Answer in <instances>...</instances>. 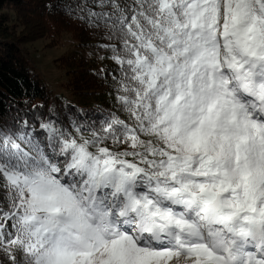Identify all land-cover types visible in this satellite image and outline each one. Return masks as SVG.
<instances>
[{
    "label": "snow or ice",
    "instance_id": "obj_1",
    "mask_svg": "<svg viewBox=\"0 0 264 264\" xmlns=\"http://www.w3.org/2000/svg\"><path fill=\"white\" fill-rule=\"evenodd\" d=\"M58 4L118 107L0 127V264H264V0Z\"/></svg>",
    "mask_w": 264,
    "mask_h": 264
},
{
    "label": "trees",
    "instance_id": "obj_2",
    "mask_svg": "<svg viewBox=\"0 0 264 264\" xmlns=\"http://www.w3.org/2000/svg\"><path fill=\"white\" fill-rule=\"evenodd\" d=\"M8 8L18 14L22 24L6 12ZM22 25L19 37L16 29ZM45 33L58 38L69 35L76 43L77 52L62 58L67 69L64 87L71 99L54 94L47 82L34 69L32 59L23 44L42 38ZM100 41L77 21L67 16L58 0H0V127L18 129L27 120L36 128V134L44 133L41 121L54 120L58 127L72 131L73 122L87 126L95 123L118 105L112 81L101 78L103 68L118 71L109 59L97 62L93 56H109L97 52ZM94 53L93 56L85 52ZM87 135V133H85Z\"/></svg>",
    "mask_w": 264,
    "mask_h": 264
},
{
    "label": "rangeland",
    "instance_id": "obj_3",
    "mask_svg": "<svg viewBox=\"0 0 264 264\" xmlns=\"http://www.w3.org/2000/svg\"><path fill=\"white\" fill-rule=\"evenodd\" d=\"M6 12L8 15H11L12 19L16 20V23L20 22L22 24L18 14L15 15L10 8H8ZM18 27H20V25ZM22 28L21 25L20 28L16 29L19 37H21L24 30ZM53 35L45 33L42 38L36 41H29V39L23 38L26 43L23 44L22 49L29 53L33 66H35L34 69L47 82L53 93L71 99V93L64 87L68 79V72L62 65V58L77 52L76 43L72 41L69 35H63L61 38ZM85 55L93 56L94 53L87 51ZM100 56L101 55L95 53L93 58H95L97 62H100Z\"/></svg>",
    "mask_w": 264,
    "mask_h": 264
}]
</instances>
